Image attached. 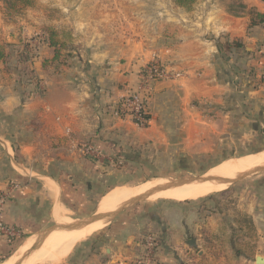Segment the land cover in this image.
<instances>
[{"label": "crops", "instance_id": "crops-1", "mask_svg": "<svg viewBox=\"0 0 264 264\" xmlns=\"http://www.w3.org/2000/svg\"><path fill=\"white\" fill-rule=\"evenodd\" d=\"M237 1L244 5L243 11L234 9ZM171 6L176 9L169 13L175 16L173 23H179L166 22L170 26L161 27L159 15L168 12L157 7L156 29L151 34L139 29L135 36L128 30L117 32L107 23L112 14L106 10L91 14L94 21L88 23L78 18L73 26H54L68 30L76 45L56 60L43 31L49 22L46 11L30 8L18 18L23 24L18 31L16 23L8 24L0 13V43L16 48L28 44V65L38 80L37 85L31 82L24 87L27 77L5 70L0 60V193L6 194L1 213L6 225L32 233L42 230L50 213L56 217L67 185L72 186L60 181L62 172L80 182L84 178L83 184L89 185L86 178L110 176L107 168L116 154L144 165L192 159L212 145L232 141L239 136L238 130L257 133L264 128V87L254 89L245 81L247 70L264 66V23L249 25L251 10L264 14V0H197L190 11ZM250 43L254 49L248 52ZM154 57L181 75L152 84L146 101L148 123L138 126L116 113V106L137 87ZM81 139L99 150L98 162L59 153L58 144ZM37 160L41 162L35 164ZM50 161L53 171L48 172L43 163ZM94 161L99 169L91 164ZM179 203L170 202L142 216L121 212L101 236L75 248L74 261L82 264V252H88L84 264H100L104 257L100 253L105 252L108 258H103V264H131L137 246L149 248L146 236L138 237L149 219L160 233L152 250L158 251L160 262L190 264L191 250L197 251L203 240L193 234L198 223L189 221L191 210ZM236 205L252 218L259 233L254 242L262 252L246 257L248 264H257L256 256L264 264V183L240 190ZM218 219L226 226L232 221L226 212L217 210L201 225L213 228L219 225ZM192 239L194 246L188 244ZM6 242L0 239V256ZM182 252L189 256L186 260ZM197 254L199 259L207 257L203 249Z\"/></svg>", "mask_w": 264, "mask_h": 264}, {"label": "rangeland", "instance_id": "rangeland-1", "mask_svg": "<svg viewBox=\"0 0 264 264\" xmlns=\"http://www.w3.org/2000/svg\"><path fill=\"white\" fill-rule=\"evenodd\" d=\"M171 3L174 4L172 0H34L33 6L25 7L21 9L20 13L17 14L16 12H12V15L8 14L9 12L5 8L6 6L1 3L0 13L4 15V18L7 20L8 24L11 22L16 23V29L18 31V28L20 27L21 29V26L23 25L22 23H19L21 20L18 18L22 17V14H25L30 8L34 7H37L36 9L46 11V16L49 20V22H45L46 26H60L64 28L73 26V20H80L78 18H81V22L86 21L88 23L89 21H94L92 20L93 18L90 17L91 14L96 11H99L101 14H103V11L106 10L109 14H112V18L107 21L109 25L118 28V30H116L117 32L128 30L126 33L135 36L137 35L136 33L138 31H143L145 34L153 33L154 28L156 29V22H154V20L158 19V17H156L158 15L155 13L157 7H160L163 10L165 9V11L168 12L166 16L164 15L161 17L162 15H159V21L161 20L162 23L161 27H169L170 24H167L166 22L173 23V21H176L173 18L175 16H172L173 14H169L176 13V9L175 7L171 6ZM176 23L178 24L179 21L174 22L173 24ZM137 29L139 30L137 31ZM10 34H14V32L10 31ZM65 54L66 53H61L62 56ZM57 67H60V65ZM259 67L263 68V65H260ZM258 69V67H251L245 73L246 84H248L250 87L254 86V89L264 87V80L259 76L258 77L260 79L255 76L256 72H258ZM176 72L180 73L181 75V72ZM252 77L254 82L251 81ZM236 133L239 134V136L235 137L232 140L233 142L228 140L227 144L212 145L210 146V150L202 151V153L194 155L192 159L185 158L183 160L174 162L160 161L154 162L155 164L153 163V165H144L141 164L142 162H130L129 160L124 161L123 156H117L116 154L117 159H119L121 163H110V166L107 168V171L111 172L110 176L105 174H97L94 177L86 178L90 179V182L87 180L89 185L83 184L84 178L79 179L82 181L80 182L74 177L69 178V175L66 172H62L61 177L59 178L60 181H63L66 184L71 182L72 185H67L64 191L65 193L62 196L63 205L61 206L65 209L63 214L64 219L66 222H71L72 220L84 218L90 216L91 214L97 213V205L99 203L98 200H100L101 196L110 190V188L114 185L117 186L123 184L128 186H137L149 179H154L157 177L163 178L166 181H172V179L190 177L194 174H205L209 168L219 164L224 158L228 159L251 152H260L264 150V128L261 130L259 129L257 133L243 129L236 131ZM43 145L45 147V142ZM85 145H90L97 149L95 145L81 139L74 143L68 142L63 143L62 145L58 144V146L61 147L59 153H62L64 157L75 153L81 155V157H83L85 160H87L86 156H88L89 158H93L96 160V162H98L97 156L88 155L82 152ZM39 162H41V160L35 161V164H39ZM48 163L49 164H46V162H44L43 166L47 168L48 172L51 170L53 171L51 161ZM91 164L94 168L99 169L95 161ZM80 183L82 184V186H79L80 188L73 187L78 186ZM263 183L264 171H261L251 174L246 178L240 179L233 184L225 185L223 189L201 198L181 201L173 199L150 200L146 198L132 205L124 212L128 215L141 214L142 216L146 212L159 211L161 207L169 205L170 202H180L179 204H184L187 206V210L189 208L192 212L191 220L189 218V221H196L198 223V225L194 227L195 230L193 234L203 241L202 244L200 242V247H198L197 251L203 249L207 254V257L199 259L197 251L192 252L190 249V264H248L249 262L246 257H252L254 254L262 252V250L256 248V243L254 242L259 233L255 229L252 218L246 212L240 211L239 207L236 205V202H238V193L240 190L247 191L248 189H256ZM249 195H252V193ZM217 210L219 213L221 211L226 212L232 221H230L228 226H226V224L222 223L223 221L218 219L219 225L216 224L213 228L204 229L203 226L205 223L201 225L202 220L203 222L204 220L206 222V216L210 215L211 213H216ZM124 212L122 214H125ZM49 215V220L42 226V230L32 233H21L19 239L13 241L9 246L6 247V250L3 251L2 256H0V261L15 254L17 250L22 252V249H24V246L27 242L32 246V244L35 242L37 234L50 227L54 223V220L57 219L54 217V214L50 213ZM132 215L129 216L130 219ZM145 221L146 226L143 227L144 230L142 229L139 232V236L138 233H136V235L139 238H141V235L146 236L147 234L160 236L158 227L156 226L157 224L154 226V223L149 219H146ZM111 223L112 221L106 224L104 223L100 229L96 230L85 239L73 244L70 250L60 256V259L58 258L56 261L46 264H77L79 260L74 261L75 255L72 253L74 252L75 248L80 246V244L88 242L96 236H101ZM147 224H152L153 226L151 225V227H148ZM239 225L241 227H239ZM207 241H209L208 244ZM230 241H232V244H230ZM183 248L187 250L185 245H183ZM146 250L149 251L147 248H143L141 244L140 246H137L135 248L134 258L131 264H138V260L141 261L145 257V254L147 253ZM152 250H154V246L151 247V254L158 261H160V259H158L160 258L158 251ZM87 253L88 252H82L81 255V258H84L85 261H88L89 254L86 255ZM100 254L101 256H104L100 257V264H103V258H108V256H106L105 252ZM183 254V258L186 260L189 256L186 253ZM76 257L78 258V253ZM113 261L115 260L113 259ZM84 262L82 264H84Z\"/></svg>", "mask_w": 264, "mask_h": 264}, {"label": "bare ground", "instance_id": "bare-ground-1", "mask_svg": "<svg viewBox=\"0 0 264 264\" xmlns=\"http://www.w3.org/2000/svg\"><path fill=\"white\" fill-rule=\"evenodd\" d=\"M264 163V150L260 152L247 153L238 157H231L221 161L219 164L209 168L203 176H219V177H233L236 174L246 171L255 165ZM170 182L163 178L149 179L137 186L117 185L104 193L97 205V214L113 211L122 202L130 199L133 196L139 195L151 188L164 185ZM53 184V183H52ZM225 184L217 182H202L183 184L171 188L162 189L151 194L148 199H173V200H194L204 197L213 192H217L224 188ZM51 192H54L53 187ZM57 211V210H56ZM65 209H60L56 215L57 222L67 223L64 220ZM70 222V221H69ZM104 225L103 222H93L82 228L67 229V230H54L47 235V237L36 246L28 257L21 264H46L56 261L60 256L65 254L76 242L85 239L87 236L100 229ZM34 244V243H33ZM32 244V245H33ZM31 244L28 242L20 253L19 250L0 261V264H14L19 256L26 252ZM19 252V253H18Z\"/></svg>", "mask_w": 264, "mask_h": 264}, {"label": "built area", "instance_id": "built-area-1", "mask_svg": "<svg viewBox=\"0 0 264 264\" xmlns=\"http://www.w3.org/2000/svg\"><path fill=\"white\" fill-rule=\"evenodd\" d=\"M260 73V74H259ZM259 74V75H258ZM180 76V73L171 69L169 65L163 63L157 57H154L144 68L141 73L137 87L131 92L122 96L116 106V113L123 116H128L130 120L136 123L138 126H145L148 123L147 118V98L150 96L152 84L162 78H173ZM255 76H259L264 80V66L259 67ZM254 77V78H257ZM258 77V79H260ZM251 81L254 82L252 77ZM254 87V86H253ZM83 153L88 155L97 156L98 150L90 145H85ZM118 163H121L118 159ZM6 198L5 193H0V239L7 242H13L19 239L21 233L19 230L12 226L6 225L1 218L3 204ZM145 242L149 246L145 257L139 261L138 264H163L158 261L151 253V247L155 245V235H146ZM152 255V256H150Z\"/></svg>", "mask_w": 264, "mask_h": 264}, {"label": "trees", "instance_id": "trees-1", "mask_svg": "<svg viewBox=\"0 0 264 264\" xmlns=\"http://www.w3.org/2000/svg\"><path fill=\"white\" fill-rule=\"evenodd\" d=\"M3 5H5L8 10V14L20 13L21 9L25 7H31L34 4V0H0ZM173 3L184 9L185 11H190L197 0H172ZM234 9L243 11L244 5L237 1L234 4ZM4 7V6H3ZM250 22L249 25H256L259 23H264V14L251 10L250 12ZM46 34V43L51 48L52 60L58 59L62 51L71 52L76 48L73 43L72 36L67 30H57L54 27L46 26L43 28ZM233 45H240L235 42ZM28 44H23L21 47H15L14 45H6L0 43V60L6 64L5 70L11 72H19L24 74L27 78L26 82H23V86L34 82L37 85L38 80L36 79L33 70L29 67L28 61L30 59L28 55ZM14 57V59H12ZM45 64V63H44ZM144 71V70H143ZM142 71V72H143ZM37 93H42L40 90L36 89ZM118 156V155H117ZM114 162H118L117 157ZM12 242H6V246H9Z\"/></svg>", "mask_w": 264, "mask_h": 264}, {"label": "water", "instance_id": "water-1", "mask_svg": "<svg viewBox=\"0 0 264 264\" xmlns=\"http://www.w3.org/2000/svg\"><path fill=\"white\" fill-rule=\"evenodd\" d=\"M253 49H254V43H250L246 46V50L248 52L253 51ZM261 171H264V163L254 166L246 171L240 172L233 177L224 178V177H219V176H203V174H194L193 176H190V177L172 179V181L164 185L151 188L139 195L131 197L130 199L122 202L113 211H108V212H103V213H98V214L94 213V214H91L90 216L80 218V219H75L67 223L55 222L50 227L46 228L45 230L37 234L34 244L26 252L22 253L14 264H21L28 257V255L32 252V250L36 246H38L40 243L43 242V240L47 237L48 234H50V232L54 230H67V229L82 228L83 226H86L93 222H103L106 224L112 221L114 218H116V216H118L121 212L125 211L126 209L140 202L141 200L148 198L151 194H153L156 191L175 187V186H181L183 184L202 183L206 181L230 185V184H233L239 181L240 179L246 178L247 176L251 174L261 172ZM188 244L194 246L196 243H195V240L192 239ZM255 262L257 264L262 263L263 262L262 257L256 256Z\"/></svg>", "mask_w": 264, "mask_h": 264}]
</instances>
